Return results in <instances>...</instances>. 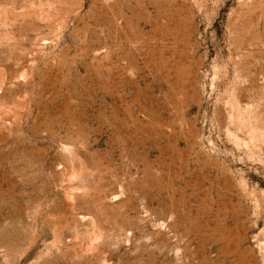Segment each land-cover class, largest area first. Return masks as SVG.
I'll list each match as a JSON object with an SVG mask.
<instances>
[{
  "label": "rangeland",
  "instance_id": "374dc122",
  "mask_svg": "<svg viewBox=\"0 0 264 264\" xmlns=\"http://www.w3.org/2000/svg\"><path fill=\"white\" fill-rule=\"evenodd\" d=\"M262 92L264 0H0V264H264Z\"/></svg>",
  "mask_w": 264,
  "mask_h": 264
},
{
  "label": "bare ground",
  "instance_id": "6f19581e",
  "mask_svg": "<svg viewBox=\"0 0 264 264\" xmlns=\"http://www.w3.org/2000/svg\"><path fill=\"white\" fill-rule=\"evenodd\" d=\"M254 84H255V83H254ZM255 85H256V84H255ZM257 90H258V89H257ZM259 93H260V92H259ZM261 94H262V96L264 97V94H263V92H262ZM258 95H259V94H258ZM262 96H259V97H258V100H257V101H258V103H259V101L261 100V97H262Z\"/></svg>",
  "mask_w": 264,
  "mask_h": 264
}]
</instances>
